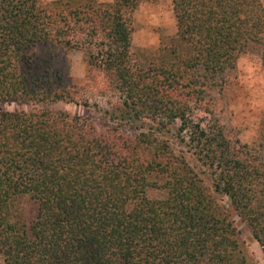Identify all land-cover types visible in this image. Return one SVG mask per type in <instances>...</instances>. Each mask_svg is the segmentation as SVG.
<instances>
[{"label": "trees", "instance_id": "obj_1", "mask_svg": "<svg viewBox=\"0 0 264 264\" xmlns=\"http://www.w3.org/2000/svg\"><path fill=\"white\" fill-rule=\"evenodd\" d=\"M143 1L0 0V264H254L235 215L264 250L262 144L192 116L211 112L242 53L256 47L264 64V5L172 0L176 34L135 50ZM98 83L138 132L44 107H88Z\"/></svg>", "mask_w": 264, "mask_h": 264}, {"label": "rangeland", "instance_id": "obj_2", "mask_svg": "<svg viewBox=\"0 0 264 264\" xmlns=\"http://www.w3.org/2000/svg\"><path fill=\"white\" fill-rule=\"evenodd\" d=\"M261 1L264 5V0ZM177 28L172 0L143 1L135 12L133 48L156 50L163 40L176 34ZM84 56L83 50L67 51L72 76H85ZM211 98V112L194 109L193 118L206 129L213 127L215 123L221 124L225 134L235 142L262 144L264 154V64L256 47L240 55L236 67L227 73L224 84L211 91ZM86 99L90 102L88 107L81 103L65 101L51 102L44 107L66 110L72 114H84L88 111L100 130H105L108 126H116L130 134L140 130L141 123L130 125L118 118L120 112L117 106L121 101L118 92L106 89L102 83H98L80 97V100ZM3 107L7 111L15 112L28 110L34 106L7 101L3 103ZM220 198L225 205L230 206L228 196L221 194ZM32 207L25 204L24 210L28 211ZM235 219L252 262L264 264L262 246L253 238L248 225L238 215H235Z\"/></svg>", "mask_w": 264, "mask_h": 264}]
</instances>
